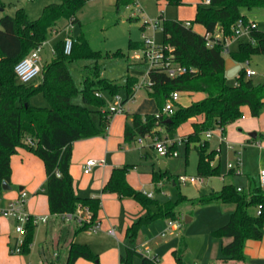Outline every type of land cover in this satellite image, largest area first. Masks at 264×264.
Here are the masks:
<instances>
[{"label": "trees", "instance_id": "16d2710c", "mask_svg": "<svg viewBox=\"0 0 264 264\" xmlns=\"http://www.w3.org/2000/svg\"><path fill=\"white\" fill-rule=\"evenodd\" d=\"M88 0H60L50 3L43 9L41 16L31 19L24 7L15 14L0 17V195L3 182L11 184V158L19 148H25L40 157L47 174V195L52 214L75 212L79 205L88 206L92 220L78 229L87 230L96 222L101 208L100 197H82L75 192L73 177L70 172L74 143L105 134L113 115L101 109L100 128L93 116V110L87 106L73 103V97L82 93L84 101L103 107L107 105L104 97L97 92L109 91L117 94L125 87L128 97L134 92L139 82V73L147 69L140 62L130 61L129 55L122 50L116 52L94 48L84 34L74 39L70 54L64 52V41L54 47V57L45 63L42 69L41 82L22 83L15 73V65L35 48L43 45L51 32H57L62 19L72 24L81 22L78 13ZM169 4H185L186 0H166ZM135 0H116V8L130 6ZM197 11L194 21L166 19L159 16L164 32L163 44L170 48L167 54L186 66L188 71L176 78L165 73L151 71L152 85L148 89L160 108L157 113H128L125 123L124 139L131 143L140 136L152 133L157 126H164L170 137L175 136L177 128L184 122L203 117L201 122H193V131L185 137L187 149L194 143L198 154V176L209 178L219 175V150L210 149L208 140L202 139V133L221 127L225 133L226 126L242 117L243 106H248L250 114L258 117L264 111V83H256L246 77L243 67L239 71L237 83L230 85L226 75V60L223 55L225 42L218 40L209 45L207 33H215L218 28L224 36L234 33V25L239 18L249 21L243 8H264V0H197ZM193 22L204 25L205 34L193 29ZM252 40L243 41L233 53L240 62L250 59L253 54L264 53V31L258 27L252 30ZM130 48L144 50V42H130ZM126 64L127 72L123 82L108 73L119 65ZM174 91L195 93L205 96L188 106L176 103L172 114H164L168 97ZM36 93H43L50 106L35 107L30 100ZM30 138L34 144L28 142ZM176 143L169 148L172 150ZM131 165L113 169L104 192H115L121 196L132 197L143 207H150L154 202L142 191L134 188L127 179ZM156 183L167 179L168 171L152 173ZM249 188L238 190L231 182L223 185L221 190L198 197L189 198L179 192L175 202L167 201L159 205L157 212L149 211L140 216L127 229V237L133 240L140 228L157 219L176 218L181 205L187 202L190 206H208L221 203H233L235 209L230 220L212 232L215 237H229L231 241L222 248L223 259L241 261L245 259V243L248 239L259 240L264 235V187L259 176H251ZM262 205L260 214L258 206ZM36 224L30 222L24 239L23 254L30 252ZM187 250L185 234L180 236V243L173 255L177 264H186L184 255ZM139 252L130 246L120 255V264H133ZM141 264H155L158 256L148 257L140 253ZM98 261L99 255L88 244L72 242L69 248L67 264H76L78 259ZM99 263V262H98ZM100 264V263H99Z\"/></svg>", "mask_w": 264, "mask_h": 264}, {"label": "rangeland", "instance_id": "374dc122", "mask_svg": "<svg viewBox=\"0 0 264 264\" xmlns=\"http://www.w3.org/2000/svg\"><path fill=\"white\" fill-rule=\"evenodd\" d=\"M55 2H60V0H0V17L5 14L13 15L18 8L24 7L31 19H37L41 16L46 5ZM196 8V0H186L183 5L169 4L166 0H141V2L138 3L133 2L128 7H122L118 11L116 8V0H88L78 13L81 22L74 23L71 26V22L69 20L62 19L59 22L57 32H51L49 34L47 41L42 45V49L40 51L42 59L41 63L45 64L52 60L54 57V47L58 42L62 40L65 41L68 36L76 39L80 35L84 34L94 48L109 52L122 50L129 55L130 61H138L142 63L140 64L142 67H146L143 64V50L141 48H130V42H143V34L146 33V35H150L157 43H163L164 32L162 28V21H159V16L162 14L166 19L183 20L185 22L194 21ZM243 11L251 17V19L255 20L259 30L264 31V8H243ZM152 20H158L160 26L153 28L150 25ZM67 26H69V28H67ZM193 29L200 34L206 33L204 25L200 23L193 22ZM248 40H250L249 35H245L240 38L232 37L230 35L227 41V48L224 49L223 55L226 60L227 80L230 85H235L237 83L239 71L243 67L248 68V66H246V61L240 62L233 56V53L239 49L240 43ZM250 61V66L257 71V74L251 78L256 83H264V53L253 54ZM126 72V64L124 62H120L119 65L108 73V75L118 78L119 82H123V76ZM41 78L42 75L38 76L33 82H38ZM117 94L121 95L124 99L128 96V92L125 87L120 88ZM103 97L107 102V105L104 106V108L86 103L82 93L75 95L72 100L75 104L87 106L92 109V116L96 124L100 128L106 129L101 123V109L108 111L110 104L114 103L115 99L114 95L109 91H104ZM31 99V102L35 107L46 108L50 106L43 93H36ZM201 99L203 98H199L198 93L190 94L181 92L177 103L183 106H188L193 102L200 101ZM124 106L126 112L112 116L105 134L108 129L112 127V142L115 144L116 148H119L118 142L122 144V147L128 148L127 160L132 163H137L139 166L138 170H131L129 173H134L136 183L143 188L144 192L147 193H144L145 195L152 198L148 195V193L154 194V202L151 203L149 209L143 206L142 208L137 206L139 212H143L142 215L144 216H146L149 211L157 212L160 204L167 201L175 202L178 199L179 192H182L189 198L198 197L200 195L210 193L212 190H221L224 181H234L237 186L247 190L250 186L249 177L258 176L260 169L264 166V138L260 137L259 139L254 140L256 142L261 141L263 143L262 149L256 144V142L254 144L249 141V131L243 129L242 124H239L238 122L243 119L244 114H242L241 118L226 126L225 131L227 141L221 139L220 130L214 132L212 137H207L206 131L202 134L203 140H210L211 147L220 148L221 172L219 175L202 178L203 181H198L197 183L182 182L180 187H177L172 180L167 181L165 179H161L157 183L159 186H162L165 183V187L158 190V187L153 185L151 181L148 180V174L144 172L148 171L152 167L151 164L153 162H155L156 168L160 169L159 160L166 163V171L173 175L199 177L197 170V152L195 150L188 151L184 141L179 139L180 136L190 131L192 121L188 120L184 122L176 130V134L178 135L176 145L177 155L174 156L169 152L164 157H156V155H158L157 149L156 147H152L154 139L156 137H161V139L168 138L173 140L174 137H176V134L175 136L170 137L167 129L160 125L157 126L152 133L148 134L147 138L149 140L144 141V146L139 141V137L135 139L131 145H128L127 147L124 146L123 128L126 120H128V117L130 116L127 111L130 113L139 110L154 112L157 110V105L155 101L150 98L146 89L141 88L136 93V100L134 102H126ZM244 108L248 109V106H244L243 109ZM93 138L97 137H92L91 139ZM232 147L236 148L237 151H234ZM174 148L175 147L172 149ZM146 152H150L151 155L143 157L142 155ZM238 154L242 157L241 173L230 170L229 168V163H234ZM229 172H231L230 175L224 177ZM171 174L168 179L174 178ZM80 178L81 183L82 177L80 176ZM74 182L77 181L74 180ZM27 193L28 198L26 200V204L32 197L31 193L28 191ZM0 199L3 200V197H0ZM135 207L133 205H127V213L122 209L121 214L119 216L116 215L112 219L118 236H121L122 240L118 242L114 236L100 234V236L96 237L98 239V245L96 248L104 252L105 255L101 256L98 252V261L95 262L80 258L78 260L80 261L78 264H120V254L125 253L127 246L133 247L139 252L135 255L133 264H141L142 258L140 253H142L143 256L148 257H154L157 255L158 260L155 264H175L176 262L172 250L178 246L180 234L186 235L189 247L185 262L187 264H206L205 262H202L204 242L206 240L205 234L209 224L215 217V211L217 209L215 205L192 207L185 202L181 205V208L179 209L180 212L177 217L170 218L177 219L181 222L182 226L178 229V231L170 229L167 231V236L162 237L161 232L166 227L169 219H157L142 226L137 236L131 240L130 238L122 236L123 223L126 220L125 217H127V220L133 218ZM190 212H193L192 214L195 220L187 223L186 216L187 214H190ZM48 216H50V214H48ZM51 223L53 222L50 221L49 224ZM15 227L16 224H14L13 238L9 240L10 245L8 244V241H0V264H2V261H4L5 264L6 257H8V255L9 257L10 255L18 257L19 259L24 260L27 264H39L42 256L53 255L52 246L53 239L56 240V231H54L53 226H51L48 232V237H46L43 225H40L35 229L36 231L34 232L31 250L29 253L12 254L10 246L16 243L17 234L15 232ZM85 231L86 232L82 233V235L90 233L91 235L96 236V233L91 230L87 229ZM45 240H47L46 243ZM43 247L44 250L42 249Z\"/></svg>", "mask_w": 264, "mask_h": 264}, {"label": "crops", "instance_id": "0c3cea01", "mask_svg": "<svg viewBox=\"0 0 264 264\" xmlns=\"http://www.w3.org/2000/svg\"><path fill=\"white\" fill-rule=\"evenodd\" d=\"M135 2L138 3V2H141V0H135ZM196 11H197V8H196ZM243 13L245 12L243 11ZM249 20L255 22V20L251 19V17H249ZM218 29L220 30V28ZM132 62H138V61H132ZM250 65H251V61H250ZM145 71L146 70L141 71L139 73V81L145 76ZM41 79L38 82H35V84H38L39 82H41ZM146 91L149 94L148 89H146ZM195 93L199 94V98H204L205 96L201 92H195ZM190 94H193V93H190ZM150 98L152 97L150 96ZM152 99L155 101L157 105L156 111L148 112V111L139 110L133 113H141V114L158 113L160 111V108L156 100L154 98ZM135 100H136V95L134 97V100H130V101L134 102ZM130 101L128 100L127 102H130ZM127 113H130V112L127 111ZM243 114H244L243 119L239 120L238 122L239 124H242L243 129H246L249 131L248 133V135L250 136L249 141L255 144L256 142L254 141L255 139H259L260 137L264 138V111L262 112L260 116L253 117L251 116L250 109L248 107V109L246 108L243 109ZM199 117L192 118L190 120L192 121V123L201 122L203 120V117L202 116H199ZM110 128L108 129L105 135L95 136L97 138H93V139H91L92 138L91 137V138L81 139V140L76 141L73 146V157H72V162H71V167H70V172L73 177V182L74 180L77 181V182H74L75 192L79 196H82V197H100L101 198V208L99 210V213H98V216L95 222V223H100V229L98 231H94L90 228L88 229L96 233V236L91 235L90 233L82 235V233L86 232L85 230L78 231V229L81 227L82 224L74 220L63 219L61 214H52L50 212L49 199L47 195V174H46L45 164L40 157H38L37 155L28 151L25 148H19L17 153H15L12 156L11 158L12 177H11V184H10L11 189L6 190L3 194L0 195V197H3V200L0 199V209L4 207L8 203V201L16 198L21 190H26L32 194V197L29 199V201L26 204L27 211L31 213L32 215L47 217V221L38 222L36 224L35 229L38 228V226L43 225L45 228L46 237H48V232L51 226H53V230L56 231L55 232L56 240L53 239V246H52L53 255L52 256H46V255L42 256L40 258L39 264H67L69 248L72 242L88 244L95 253H97L98 255L100 253V255L103 256L105 255V253L98 250V248H96L98 245L97 243L98 239L96 237L100 236V234H108L109 236L116 237L118 242L122 240V237L118 236V233L112 222V219L116 215L119 216L121 214L122 209L127 213V205H133L134 207L136 205V207L134 208L133 218L127 220V217H125L126 220L123 223V235H122L125 238H128L127 237L128 227L131 226V224L134 221H136V219H138L140 216H144L142 215L143 212H139V210L137 209V206L139 208H142V205L139 202H137L135 199H133L132 197L121 196L115 192H104L103 191V188L105 184L108 182V180L110 179L114 168L122 167L128 164V165H131V168L129 171L139 169V166L137 163H132L127 160L128 159V148L122 147V144L120 142H118L119 148L118 149L116 148L115 144L112 142L113 129L112 127ZM124 128H125V124H124ZM124 128H123V135H124ZM217 130L219 129L218 128L213 129V133L210 137H212L214 132H216ZM192 131H193V124H192V127L190 128V131L180 136L179 139L184 141V143L186 144V141L184 139ZM254 131L257 133L256 137H253L251 135V133H254ZM177 136L178 135L176 134V137H174L173 140L171 139L172 141L176 143V145H177V139H178ZM220 136L222 140L227 141L226 132L224 133L220 131ZM142 137L143 136H140L139 138H142ZM147 137H143V141L141 143L143 146H144V141L149 140ZM205 140H208V139H205ZM208 142H209L210 149L219 150V159H217L216 162L220 163V158H221L220 148L211 147L210 140H208ZM131 143L125 142V139H124V146L127 147L128 145H131ZM256 144L261 149L263 148V143L261 141L256 142ZM152 147H155V146L152 145ZM186 147H187V144H186ZM232 149H234V151H237V149L234 147H232ZM173 150L177 151L176 147L172 149V151ZM187 150L188 151L195 150L193 142L190 144V149H187ZM157 153L158 155H156V157H164L167 155V154H161L158 151ZM150 155H151L150 152H146L142 156L148 157ZM92 157L94 159H103L105 161V164L97 165L92 169L90 173H85L84 166L86 162ZM159 164H160L159 166L160 169H157L155 166V162H153L151 164L152 167L148 171H145L144 173L148 174V180H150L153 185L158 187V190H161L162 187H165V183L164 185L159 186L158 183L153 181V176H152L153 172H157L158 170L165 171L167 169L166 163L164 161L159 160ZM263 168L264 166L261 169ZM230 170H233V169H230ZM230 173L231 172L226 174L224 177L230 175ZM171 175L174 176V178H170V179L167 178L165 180L167 181L172 180L177 187H180L182 183L179 180L180 175H173V174ZM80 176L82 177V180H83V181L81 180V183H80V179H81ZM127 179L134 188L142 191L143 193H146L143 191V188L139 184L136 183V177L134 173L131 174L128 172ZM230 182L235 184L234 181H230ZM225 183L227 182L224 181V184ZM249 185H250V179H249ZM237 187H240V186H237ZM213 205H215L217 209L215 211L216 212L215 217L214 219H212L211 223L209 224V227L207 228V232L205 234L206 240L204 242V252L202 254V262H205L206 264H264V235L262 239H259V240L248 239L246 241L244 260L237 261V260L223 259L222 248L225 244L231 241V238L215 237L213 236L212 232L220 228L221 226L225 225L230 220L231 214L235 209V205L233 203H221V204H213ZM192 213L193 212H190V214H187L186 216L187 223L193 222L195 220ZM48 214H50V216H48ZM50 221H52L53 223L49 224ZM14 224H15V221L13 219L11 218L9 219L3 216L0 212V241H6V242L8 241V244L10 245L9 240L13 238ZM166 228H167V225L164 228V230L161 232L162 237H166L168 234L166 232V234L163 235V232L166 230ZM111 229H114L115 231L114 234L109 232ZM178 229L179 228L174 229V230L178 231ZM35 231L36 230H34V232ZM181 235L182 234H180V236ZM180 236H179L178 246L180 243ZM46 241L47 240H45V243ZM55 243H56V247H55ZM178 246L172 250V253L175 249L178 248ZM42 249L44 250V247ZM61 251L63 252V254ZM188 251H189V247H188V242H187V250L184 255V262L188 254ZM11 256L12 255H10L9 257L8 255V257H6L5 264H27L24 260L19 259L18 257H15V256H12V257ZM79 262L80 261H77L76 264H78ZM175 262H176V259H175ZM169 263H170V260H169ZM2 264H4V261H2Z\"/></svg>", "mask_w": 264, "mask_h": 264}, {"label": "built area", "instance_id": "2783aa9c", "mask_svg": "<svg viewBox=\"0 0 264 264\" xmlns=\"http://www.w3.org/2000/svg\"><path fill=\"white\" fill-rule=\"evenodd\" d=\"M211 0H206L207 3H210ZM190 25V22H187ZM72 26V23H70ZM150 25L153 28H157L160 26L158 20H152ZM69 28V26H67ZM257 28V24L254 21H246L244 18H239L234 25V33L231 35L232 37H243L245 35H249L250 39L252 40L251 34L252 30ZM144 37V62L147 63V69L145 71V76L140 79L138 84L134 87V92L130 95L129 101L134 100V97L138 90L141 88H149L152 85V80L150 77L151 71L165 73L171 78H176L182 74H185L188 71V68L173 59L171 54H167V51L170 50L169 47L165 46L163 43H157L150 35L143 34ZM206 37L208 38L209 45L213 46L218 40H222L225 42V49L227 48V41L230 36H224L223 33L217 29L215 33H207ZM74 38L68 36L67 39L64 41V52L66 54H70L73 49ZM42 49V45L35 48L30 54L26 57L21 59L15 65V73L18 80L22 83H31L33 82L38 76L42 75L43 64L41 63L42 59L40 56V51ZM246 77L251 78L252 76L256 75V70L250 67V60H246ZM180 91H174L170 94L167 103L163 108L164 114H172L176 109V103L180 98ZM97 96L103 97V92H97ZM115 102L110 104L109 113L111 115H116L119 113L126 112L125 109V102L124 98L121 97L119 94H114ZM159 116V113H157ZM221 132L223 129L221 127L218 128ZM207 136L210 137L213 133V130H208ZM147 135L143 137H147ZM143 137L139 139L142 143ZM28 142L34 144V142L28 138ZM175 142L171 139H161V137H156L153 141V145L156 147L157 151L161 154H168L169 152L173 155H177V151H172L169 149L171 145ZM105 161L103 159H89L85 166L84 171L85 173H90L92 169L97 165H104ZM241 166H242V157L238 154L237 158L234 163H229V168L233 169V171H238L241 173ZM180 182H201L202 177H188L187 175H180L179 176ZM259 180L262 187H264V168L260 170L259 173ZM238 190L241 191L242 188L238 187ZM150 197L153 196V193H148ZM28 198V193L26 190H21L18 196L14 199L8 201V203L0 209V212L3 216L7 218H11L15 221L16 227V243L10 247V251L12 254L22 253L23 246H24V239L27 233V227L30 222L37 224L40 221L46 222L47 217L44 216H36L29 213L26 209V200ZM262 205L258 206L257 213L260 214ZM63 219L66 220H74L80 224L89 223L92 220V212L88 206L79 205L75 212H67L61 214ZM182 226L181 222L177 219H169L167 221V228L163 232V235L170 229H177ZM90 229L94 231H98L100 229V223H94L91 225ZM110 233L114 234V229L109 231Z\"/></svg>", "mask_w": 264, "mask_h": 264}, {"label": "water", "instance_id": "95a60500", "mask_svg": "<svg viewBox=\"0 0 264 264\" xmlns=\"http://www.w3.org/2000/svg\"><path fill=\"white\" fill-rule=\"evenodd\" d=\"M251 135L253 137H256L257 136V133L254 132V133H251ZM3 189L4 190H10L11 189V185L8 182L5 181V182H3Z\"/></svg>", "mask_w": 264, "mask_h": 264}]
</instances>
